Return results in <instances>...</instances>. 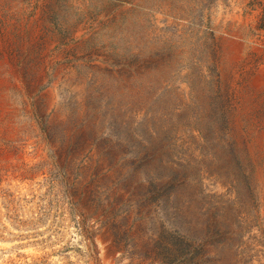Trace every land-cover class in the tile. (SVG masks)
Instances as JSON below:
<instances>
[{"label":"rangeland","instance_id":"obj_1","mask_svg":"<svg viewBox=\"0 0 264 264\" xmlns=\"http://www.w3.org/2000/svg\"><path fill=\"white\" fill-rule=\"evenodd\" d=\"M0 264H264V0H0Z\"/></svg>","mask_w":264,"mask_h":264}]
</instances>
